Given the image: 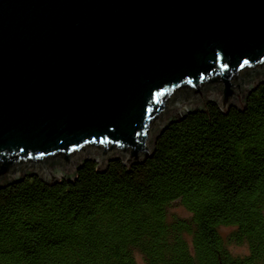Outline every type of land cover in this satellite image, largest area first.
<instances>
[{
    "label": "water",
    "instance_id": "obj_1",
    "mask_svg": "<svg viewBox=\"0 0 264 264\" xmlns=\"http://www.w3.org/2000/svg\"><path fill=\"white\" fill-rule=\"evenodd\" d=\"M264 80V0H0V186L130 169L165 125Z\"/></svg>",
    "mask_w": 264,
    "mask_h": 264
},
{
    "label": "trees",
    "instance_id": "obj_2",
    "mask_svg": "<svg viewBox=\"0 0 264 264\" xmlns=\"http://www.w3.org/2000/svg\"><path fill=\"white\" fill-rule=\"evenodd\" d=\"M206 108L169 121L129 170L84 158L73 181L1 185L0 264H264V80L242 109Z\"/></svg>",
    "mask_w": 264,
    "mask_h": 264
},
{
    "label": "rangeland",
    "instance_id": "obj_3",
    "mask_svg": "<svg viewBox=\"0 0 264 264\" xmlns=\"http://www.w3.org/2000/svg\"><path fill=\"white\" fill-rule=\"evenodd\" d=\"M211 100H213V99H211ZM214 101H215V100H214ZM215 102H216V101H215ZM95 161H97V160L95 159ZM97 162H98V161H97ZM76 167H77V165L74 166V171H75ZM32 173H34V174H36L37 176H39L38 173H35V172H32ZM26 174H28V173H26ZM39 177H40V176H39ZM40 178H41V177H40ZM59 178H64V177H63L62 175H60ZM41 179H42V178H41ZM43 180H45V179H43ZM173 210H175V211L178 212L179 214H185V213H186V212L184 211V209H183L181 206H179V205L174 206ZM230 248L232 249L233 252H236V253L246 252V248H245V246H243V245H231Z\"/></svg>",
    "mask_w": 264,
    "mask_h": 264
}]
</instances>
